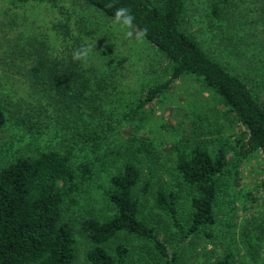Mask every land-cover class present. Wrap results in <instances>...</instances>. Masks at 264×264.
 I'll return each instance as SVG.
<instances>
[{
  "label": "trees",
  "instance_id": "obj_1",
  "mask_svg": "<svg viewBox=\"0 0 264 264\" xmlns=\"http://www.w3.org/2000/svg\"><path fill=\"white\" fill-rule=\"evenodd\" d=\"M76 1L106 19L117 8L129 7L135 17L132 29H146L143 41L166 60L167 76L141 89L129 110L131 120L147 118L150 105L188 77L218 97L236 126L212 144L198 139L184 147L170 145V175L178 181L176 188L185 191L180 199L156 171L160 142L131 132L135 127L122 137L113 133L102 108L108 80L95 75L88 63L73 61V50L85 43L70 35L67 23L52 25L60 36L55 54L43 38L0 36V128L13 111L30 134L41 136L48 119L55 126L53 136L59 137L54 146L18 153L0 164V264H131L127 238L148 245L141 264H179L181 249L192 240L211 238L207 229L218 221L222 238L229 236L231 200L223 205L220 198L229 188L237 194L243 160L256 152L264 155V94L251 86H264V39H256L264 32V18L248 24L232 17L231 0H221V8L219 2L210 3L201 28L213 53L235 56L232 73L185 28L184 0ZM255 1L263 12L264 0ZM13 94L16 99L9 98ZM103 172L104 214L85 203ZM226 205L222 216L220 208ZM153 209L173 229L172 241L160 231L161 217L149 214ZM262 234L264 226L254 238ZM76 236L87 241L80 260ZM230 239L220 256L192 264H264L254 245L241 241V250Z\"/></svg>",
  "mask_w": 264,
  "mask_h": 264
},
{
  "label": "rangeland",
  "instance_id": "obj_2",
  "mask_svg": "<svg viewBox=\"0 0 264 264\" xmlns=\"http://www.w3.org/2000/svg\"><path fill=\"white\" fill-rule=\"evenodd\" d=\"M221 0H184L185 28L200 41L201 46L208 53L219 60L230 72L235 73V57L226 51L213 53V46L206 41V32L201 28L207 20L211 2ZM232 14L237 20L251 24V19L264 18V11H260L255 0H231ZM223 11V9H222ZM244 13L240 15V13ZM230 16V15H229ZM67 23L70 35L79 36L85 46L92 50L88 57V64L95 70V75L107 79V85L102 92V108L107 121L114 126L113 133L124 136L131 132L144 133L160 142L158 154L160 156L159 178L165 187L173 186L180 199L183 198L184 188L177 187V179L170 175L174 151L171 144L181 147L193 144L200 139L203 145L216 142V137L226 135L232 128L235 129L234 119L226 112V108L219 103L218 97L209 89L203 87L191 78L184 77L155 100L147 111V118L142 121L131 120L129 110L134 106L139 92L143 87L165 79L167 76L166 60L143 40L126 39L112 19H106L96 11L85 8L76 0H0V36L23 37L36 36L46 39L49 53L55 54L59 49V35L52 25ZM260 24L252 25V28ZM133 33L135 31L131 29ZM253 32V31H252ZM256 39H264V32L258 33ZM261 57V56H259ZM246 72V70H245ZM251 85V84H250ZM254 91L264 94L263 84L251 85ZM263 87V88H262ZM262 88V89H261ZM16 99V94L9 95ZM23 106V105H22ZM8 115V114H7ZM18 115L13 111L8 115L6 123L0 128V164H4L18 153H31L57 144L59 137L53 136L55 126L47 122L44 133L34 136L20 123ZM196 127V129H194ZM193 130V131H192ZM111 132V137L112 134ZM120 134V135H119ZM106 173H100L94 179L93 188L86 196L85 203L95 212L104 214L108 211L100 192L105 186ZM240 185L235 194L229 188L223 192L220 201L226 203L231 200L229 216L232 218V228L229 236L222 238L221 220L207 231L211 238H198L181 249L179 264H192L194 261L209 262L220 256L226 248L229 238L234 240L242 250L241 241L254 245L255 253L264 258V234L254 238V233L264 226V155L260 152L251 154L243 160L240 172ZM250 199H247V196ZM236 196V197H235ZM247 199V200H246ZM151 205L150 199L146 201ZM250 202V203H249ZM185 207L183 206V209ZM222 216L228 207L221 206ZM152 218L158 220L161 233L167 242L175 239L173 229L168 226L165 216L159 215L158 210L149 212ZM221 217V214L218 215ZM121 241V238L116 239ZM114 241V240H113ZM130 249L133 263L141 264L148 257V245L136 239L123 240ZM113 245V244H112ZM76 246L79 260L87 248L84 237L76 236ZM257 264V263H256ZM259 264V263H258Z\"/></svg>",
  "mask_w": 264,
  "mask_h": 264
},
{
  "label": "clouds",
  "instance_id": "obj_3",
  "mask_svg": "<svg viewBox=\"0 0 264 264\" xmlns=\"http://www.w3.org/2000/svg\"><path fill=\"white\" fill-rule=\"evenodd\" d=\"M107 6L112 7V4L110 3ZM111 19L112 24L117 27L121 33H123L126 39L140 42L146 35V29L138 30L135 33L131 30L134 26L135 17L132 14L131 9L127 6L117 8ZM91 50L92 49L88 46H82L74 49L72 52L73 61L87 63V58L89 57Z\"/></svg>",
  "mask_w": 264,
  "mask_h": 264
}]
</instances>
